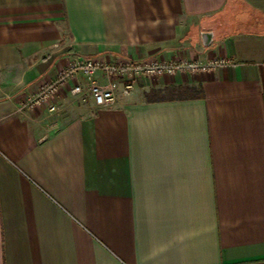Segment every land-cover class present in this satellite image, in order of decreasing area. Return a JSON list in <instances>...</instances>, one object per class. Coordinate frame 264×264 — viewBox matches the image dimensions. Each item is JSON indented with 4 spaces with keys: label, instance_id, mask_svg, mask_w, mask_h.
Here are the masks:
<instances>
[{
    "label": "crops",
    "instance_id": "obj_1",
    "mask_svg": "<svg viewBox=\"0 0 264 264\" xmlns=\"http://www.w3.org/2000/svg\"><path fill=\"white\" fill-rule=\"evenodd\" d=\"M99 54L225 62L22 107ZM0 264H264V0H0Z\"/></svg>",
    "mask_w": 264,
    "mask_h": 264
},
{
    "label": "built area",
    "instance_id": "obj_2",
    "mask_svg": "<svg viewBox=\"0 0 264 264\" xmlns=\"http://www.w3.org/2000/svg\"><path fill=\"white\" fill-rule=\"evenodd\" d=\"M222 58L202 63L179 58L171 61L158 59L139 60L132 57L115 59L106 54H99L80 59H70L65 66L57 71L55 78L45 80L41 89L30 95L22 103L23 108L47 107L50 112L59 109L58 96L70 81H75L71 92L82 98L90 94L97 106H112L117 99L116 91L121 85L125 92L132 90L143 78L158 77L177 72L210 71L224 63ZM105 74L106 82L98 80L97 73ZM85 82L78 81L79 75ZM87 84V85H86Z\"/></svg>",
    "mask_w": 264,
    "mask_h": 264
},
{
    "label": "water",
    "instance_id": "obj_3",
    "mask_svg": "<svg viewBox=\"0 0 264 264\" xmlns=\"http://www.w3.org/2000/svg\"><path fill=\"white\" fill-rule=\"evenodd\" d=\"M213 38H214V32L212 31H204L202 33V40L205 46L210 45L213 41Z\"/></svg>",
    "mask_w": 264,
    "mask_h": 264
},
{
    "label": "rangeland",
    "instance_id": "obj_4",
    "mask_svg": "<svg viewBox=\"0 0 264 264\" xmlns=\"http://www.w3.org/2000/svg\"><path fill=\"white\" fill-rule=\"evenodd\" d=\"M185 93H186V92H183V91H175V92H174V91H173V92L170 91V92L166 93L165 95H167V96H168V95H169V96H170V95H183V94H185Z\"/></svg>",
    "mask_w": 264,
    "mask_h": 264
}]
</instances>
